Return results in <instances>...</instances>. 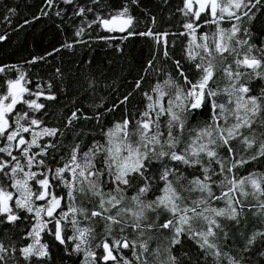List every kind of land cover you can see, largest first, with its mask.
<instances>
[{"label":"snow or ice","instance_id":"6c2138e0","mask_svg":"<svg viewBox=\"0 0 264 264\" xmlns=\"http://www.w3.org/2000/svg\"><path fill=\"white\" fill-rule=\"evenodd\" d=\"M43 4L80 19L59 47L23 61L46 65L47 79L0 63V264H64L53 248L81 255L80 264H255L253 251L264 258V0H181L175 32L154 30L147 12L145 30L135 31L138 0ZM15 13L5 5V20ZM48 15L41 8L31 20ZM93 26L105 34L93 37ZM116 32L117 53L139 36L151 41L148 57L115 101L77 106L107 80L105 70L70 88L50 58L83 46L85 36L115 41ZM169 36L172 46L182 38L179 59ZM134 93L142 103L129 116ZM59 95L68 103L53 122L47 104ZM117 107L121 118L101 126ZM87 121L100 126L99 138L78 127ZM248 214L260 226L245 232ZM193 246L195 256L185 250Z\"/></svg>","mask_w":264,"mask_h":264},{"label":"trees","instance_id":"16d2710c","mask_svg":"<svg viewBox=\"0 0 264 264\" xmlns=\"http://www.w3.org/2000/svg\"><path fill=\"white\" fill-rule=\"evenodd\" d=\"M86 2V0H81ZM108 6L115 8L122 4L123 0H103ZM139 7L133 5L130 8L131 14L135 17V31H143L148 23L147 12L156 17L157 23L153 26L154 30H169L175 32L178 30L177 25L183 22L182 17L176 9L180 6L181 0H138ZM5 5L16 9L15 15L9 16L8 20L4 19ZM55 7V6H54ZM41 8L49 12L48 16H40L37 20H31V16L37 14ZM67 12H71V8H67ZM53 9H48L43 0H0V34H7L5 41H0V63L19 64L24 69H30L31 74L40 73L45 79L48 78V73L51 71L46 65L30 66L24 64L23 61L30 58L31 55H41L45 50L50 51L53 47H59L66 38L72 35V25L79 22V17H71L64 15L56 17L53 14ZM25 19L30 20L29 24H23ZM21 27H17V25ZM60 27H57V26ZM222 26H227L222 25ZM92 32L93 37L96 35H104L103 31ZM199 31V30H198ZM210 31V29H209ZM117 39L115 41L88 40L85 36L86 43L83 46H74L73 49H61L58 58H50V62L61 67L66 74L65 82L70 88L77 80L82 81V75L96 73L97 69H104V75L107 77L105 81L101 78L100 87L97 92L92 95L78 96L77 106L81 102L92 104L100 97H104L105 106L110 102L115 101L116 97L126 93L130 89V81L135 78L137 69L141 66L142 61L149 55V46L151 41L145 37L132 36L128 37L122 44V52L117 53L114 47H111L115 42H119L118 37L121 33H111ZM170 44V55L176 58H181V42L182 38L176 37V43L171 45L174 39L172 36L166 37ZM255 42V40H253ZM90 61V64L84 63ZM14 76V70L9 73ZM105 83H109L110 87H105ZM55 91V88L53 89ZM73 93L69 92V99ZM68 101L63 95H59L57 101L48 102L47 107L52 115L53 122H58L62 106ZM142 103L141 97L133 94L129 97L127 104L128 114L131 116L134 107L139 108ZM70 107V105H69ZM66 112L67 108H63ZM123 112L122 107H117L114 111L104 114L101 117V126H111L113 120H119ZM78 127H84L97 132L99 138V127L94 121L82 122ZM70 138V137H69ZM67 143V140L65 141ZM87 143V139L85 140ZM246 225L244 231H250L255 227H259L258 217H252L250 214L246 216ZM231 228L230 222H226ZM245 224V221H241ZM15 239V236L12 237ZM233 238V230L229 231V239ZM238 240L239 238L236 237ZM186 251L195 256V248H185ZM53 259H63L64 264H80L83 257L79 254L65 255L59 248H53ZM247 255V254H246ZM251 258L255 264H261L264 258L259 257L255 251L251 253Z\"/></svg>","mask_w":264,"mask_h":264},{"label":"flooded vegetation","instance_id":"af4514ba","mask_svg":"<svg viewBox=\"0 0 264 264\" xmlns=\"http://www.w3.org/2000/svg\"><path fill=\"white\" fill-rule=\"evenodd\" d=\"M17 107H19V106H17Z\"/></svg>","mask_w":264,"mask_h":264}]
</instances>
